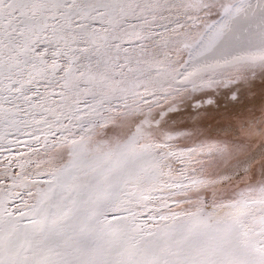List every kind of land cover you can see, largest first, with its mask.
<instances>
[{
  "label": "snow or ice",
  "instance_id": "6c2138e0",
  "mask_svg": "<svg viewBox=\"0 0 264 264\" xmlns=\"http://www.w3.org/2000/svg\"><path fill=\"white\" fill-rule=\"evenodd\" d=\"M0 264H264V0H0Z\"/></svg>",
  "mask_w": 264,
  "mask_h": 264
}]
</instances>
